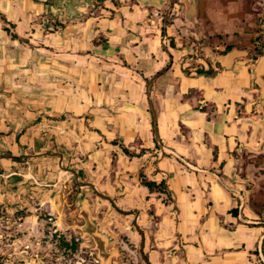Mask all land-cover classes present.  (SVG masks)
Listing matches in <instances>:
<instances>
[{"label":"crops","instance_id":"obj_1","mask_svg":"<svg viewBox=\"0 0 264 264\" xmlns=\"http://www.w3.org/2000/svg\"><path fill=\"white\" fill-rule=\"evenodd\" d=\"M70 2L0 0V156L15 158H0L4 189L24 184V165L36 178L60 163L124 167L160 218L167 264H264L256 63L235 47L259 38L264 0H78L67 18ZM220 44L246 54L225 69ZM15 195H0L11 211Z\"/></svg>","mask_w":264,"mask_h":264},{"label":"rangeland","instance_id":"obj_2","mask_svg":"<svg viewBox=\"0 0 264 264\" xmlns=\"http://www.w3.org/2000/svg\"><path fill=\"white\" fill-rule=\"evenodd\" d=\"M259 38L252 40L248 46L235 44V47L249 52L248 59L252 61L250 64L257 63L263 54L264 35ZM213 52L222 51H216L215 46ZM254 87L255 91L247 99L251 104L247 112L260 116V122L264 126V97H259L260 91L256 84ZM22 168V174L27 175L18 177V181H23L24 184L14 187L9 185L8 190L4 189L7 185L0 181V195L15 192L16 195L9 202L12 207H17L14 211L5 208L2 204L3 196H0V212L7 216L15 214L24 219L20 233L0 227V264H61L59 253L64 247L68 248L72 240L77 243V249L69 255L72 260L70 264H100L93 242L74 228L82 224L76 207L77 200L82 198L88 199L91 217L98 229L110 238L108 251L119 253L117 258L111 260V264H167V261H172L157 246L156 234L160 218L155 216L153 207L148 208L142 203L139 185L123 174L124 167L100 168V174L94 168H85L83 172L79 169L76 172L78 182L93 184L97 192L109 197L112 203L99 197L90 188L78 186L73 175L62 171L58 166L53 170L46 168L40 171L42 175L39 178L27 169L28 165ZM92 180H96L95 184ZM261 184L259 191L263 193L264 182ZM54 195H59L61 202L57 210L53 206ZM129 211L132 213H125ZM136 212H139L137 226L145 233L143 251L140 250V235L133 226ZM24 246H29V249L25 250ZM145 258L148 262H145Z\"/></svg>","mask_w":264,"mask_h":264},{"label":"water","instance_id":"obj_3","mask_svg":"<svg viewBox=\"0 0 264 264\" xmlns=\"http://www.w3.org/2000/svg\"><path fill=\"white\" fill-rule=\"evenodd\" d=\"M182 1L187 4L188 8H191V5L194 3V0H182ZM188 1L190 3H188ZM77 5H80L78 0H71V2L67 5V7L65 9V14H66L67 18H73V17H77L79 15L77 10H75V7ZM245 54H246L245 52L231 50L224 55L216 57L215 60L223 68L229 69L231 67V64L234 61V59H236L239 56H243ZM253 73L255 76V84L260 91L259 97L262 98V97H264V80H263V76H264V50H263V54L257 60V63L255 65ZM151 113L153 116L154 133L156 135L157 132H156L155 119H154V111L152 110V108H151ZM0 158L14 160L13 156L9 155V154H3L0 156ZM59 166H60L62 171H67L73 175V177L76 179L78 186L88 187L92 191H94L99 197L110 201V199L108 197L98 193L97 189L94 185H92V184H81L80 182H78V180H77L78 176H77L75 171L70 170V169H66V168H62L61 163L59 164ZM52 201H53V206L57 210V208H58L57 206L60 205V203H61L59 200V195H54L52 197ZM76 207L78 208V218L82 221V224L76 225V226H74V228L77 231H79L83 237H88L93 242L94 250L96 251L97 258L99 259L100 264H111V260L113 258H117L119 256V253L114 252V251H111V252L108 251V248L110 246V238H109V236L103 234L98 229V226L96 225V223L92 220L91 210H90L91 205H90L88 199L82 198V199L77 200ZM135 215L136 216L134 219V227L142 236L143 234L137 226L138 213L136 212ZM140 250L141 251L143 250V244L141 245Z\"/></svg>","mask_w":264,"mask_h":264},{"label":"built area","instance_id":"obj_4","mask_svg":"<svg viewBox=\"0 0 264 264\" xmlns=\"http://www.w3.org/2000/svg\"><path fill=\"white\" fill-rule=\"evenodd\" d=\"M260 36H262L263 32H264V19H262L260 21ZM257 38V37H256ZM258 44V43H256ZM225 46L219 45L216 47V51H224ZM24 219L20 216H15V214L11 215V216H7L5 213L0 212V227L5 229V230H11L14 229L16 231H18V233H20L23 230V225H24ZM50 222H52V219H49ZM54 234H56V232H53ZM51 235V234H50ZM52 237V236H50ZM58 238H60V236H58ZM25 250L29 249V246H24ZM72 253V251L70 250V248L68 247H64L63 250L59 253V260L61 262V264H70L72 262L71 259H69V255ZM79 264V263H78Z\"/></svg>","mask_w":264,"mask_h":264},{"label":"trees","instance_id":"obj_5","mask_svg":"<svg viewBox=\"0 0 264 264\" xmlns=\"http://www.w3.org/2000/svg\"><path fill=\"white\" fill-rule=\"evenodd\" d=\"M4 30L7 33H10L9 29L5 28ZM10 37H11V39H15V40L19 39L16 35H13V34H10ZM231 50H232V47L227 46L226 50L222 54H226ZM195 73L197 76H205V77H211L215 74L214 70H212V69H208L206 71L197 69L195 71ZM122 151L125 155L128 156V152L125 149H123ZM141 153H142V151L139 154H133L130 156L139 158ZM139 180H140V184L143 187H145L149 192H151V193L158 192L161 194H166V186L163 182H161L160 184H156L155 182L147 181L143 175H139ZM230 213L232 215H236V210L233 209V210H231ZM69 248L72 252H75L77 249V243L74 240H72L71 243L69 244Z\"/></svg>","mask_w":264,"mask_h":264},{"label":"flooded vegetation","instance_id":"obj_6","mask_svg":"<svg viewBox=\"0 0 264 264\" xmlns=\"http://www.w3.org/2000/svg\"><path fill=\"white\" fill-rule=\"evenodd\" d=\"M226 50V47L224 48V51ZM223 51V52H224ZM139 182H140V180H139ZM93 185V184H92ZM141 185V184H140ZM142 186V185H141ZM94 192V191H93ZM107 197V196H106ZM109 198V197H108ZM110 199V198H109ZM106 200V199H105ZM108 201V200H107ZM109 202H111V199H110V201ZM112 203V202H111ZM125 213H128V214H131L132 213V211H129V212H125ZM135 216L136 215H134V219H135ZM134 219H133V226H134ZM139 220V214H138V216H137V221ZM135 228V227H134ZM139 228V227H138ZM136 229V228H135ZM140 230V229H139ZM141 231V230H140ZM138 232V231H137ZM142 232V231H141ZM139 233V232H138ZM142 236L140 235V233H139V235H140V239H141V241H142V244H143V249H144V240H145V233H143L142 232ZM141 244V245H142ZM141 247V246H140ZM143 251V250H142ZM145 262H148V260H147V258H145Z\"/></svg>","mask_w":264,"mask_h":264}]
</instances>
